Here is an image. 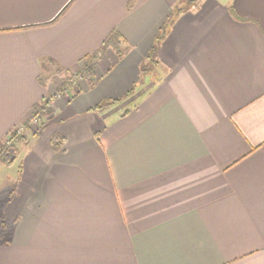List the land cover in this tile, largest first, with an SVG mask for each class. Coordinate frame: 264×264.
Wrapping results in <instances>:
<instances>
[{"label": "crops", "instance_id": "0c3cea01", "mask_svg": "<svg viewBox=\"0 0 264 264\" xmlns=\"http://www.w3.org/2000/svg\"><path fill=\"white\" fill-rule=\"evenodd\" d=\"M181 1L0 0V144L96 55L25 135L0 264H264V0Z\"/></svg>", "mask_w": 264, "mask_h": 264}, {"label": "trees", "instance_id": "16d2710c", "mask_svg": "<svg viewBox=\"0 0 264 264\" xmlns=\"http://www.w3.org/2000/svg\"><path fill=\"white\" fill-rule=\"evenodd\" d=\"M197 0H182L180 5H192ZM179 12V11H177ZM121 35L117 31H113L109 37L104 41L103 45L100 48V52H105L107 49H112L116 52L119 59H122L127 52V49H125L122 45V39ZM96 59V55L93 54L90 57H87V60L84 62L83 67L77 74H80L83 76V80L87 84L88 89L94 88L95 85V72L94 67L92 65V62ZM73 74L69 77L67 76V81L63 83V86L57 90L58 93L63 94L67 90L70 91L71 94H75L72 92V80ZM78 93L81 91V87L78 86ZM77 95V94H76ZM49 100L47 98H44L34 109L32 117H36L41 121L42 125L38 127H33L30 125L29 121L22 125L24 129L27 132H30L32 135H36L39 133L42 128L44 127L45 123L44 120L48 119L52 115V111L50 109ZM105 105H103L104 108ZM31 117V118H32ZM24 133H20V130L17 129L13 132H11L7 138V140L0 144V166H10L16 159L17 156V147L18 145H21L27 141V137L23 135ZM52 146L56 151H59L63 144L64 139L61 138L59 135H55L51 140Z\"/></svg>", "mask_w": 264, "mask_h": 264}, {"label": "rangeland", "instance_id": "374dc122", "mask_svg": "<svg viewBox=\"0 0 264 264\" xmlns=\"http://www.w3.org/2000/svg\"><path fill=\"white\" fill-rule=\"evenodd\" d=\"M199 4H205L208 0H198ZM140 96V92H136L134 94L133 99H137ZM123 107H126L125 101L122 103ZM120 105H115L114 109L110 112H119L122 110L123 107ZM108 109L109 107H105ZM105 109H100L99 111H104ZM110 110V109H109ZM108 110V111H109ZM112 115V113H109ZM40 123L39 126H41ZM38 127V126H34ZM28 133L24 132L23 135H27ZM54 137L56 134L53 133ZM27 137V136H26ZM24 147H22L19 153L16 156L15 161L10 166H0V242L5 239V235L9 228L12 227V216H13V207L12 201L19 198L20 189L17 186L19 182V174L21 169H25L31 172V175L36 179V176L39 175L38 168L42 165L41 162L37 159L34 153L37 150H41L39 148V141L37 142L36 139L30 138V140L23 143ZM35 170H37L35 172ZM5 206H1V205ZM6 214V215H5Z\"/></svg>", "mask_w": 264, "mask_h": 264}, {"label": "built area", "instance_id": "2783aa9c", "mask_svg": "<svg viewBox=\"0 0 264 264\" xmlns=\"http://www.w3.org/2000/svg\"><path fill=\"white\" fill-rule=\"evenodd\" d=\"M82 79V76L80 74H77L74 73L73 76H72V80H71V84H72V88L73 90H78V86H79V82L81 81ZM62 97V94L60 93H55L53 94L52 96H49L47 99L49 100V105H50V108L52 107L53 103L57 100V99H60ZM29 123L30 125L32 126H39L41 121H39L38 118L36 117H32L30 120H29ZM20 130V133H24L26 132V130L24 129V127L20 126L18 128Z\"/></svg>", "mask_w": 264, "mask_h": 264}]
</instances>
